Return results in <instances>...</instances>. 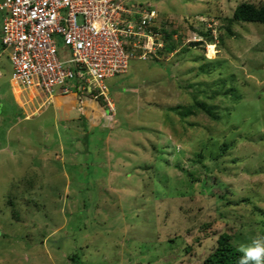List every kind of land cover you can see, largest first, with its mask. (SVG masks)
<instances>
[{"label": "rangeland", "instance_id": "obj_1", "mask_svg": "<svg viewBox=\"0 0 264 264\" xmlns=\"http://www.w3.org/2000/svg\"><path fill=\"white\" fill-rule=\"evenodd\" d=\"M135 1L177 51L107 79L115 124L74 93L27 102L0 49V264H205L221 233L264 238V23L233 19L263 0Z\"/></svg>", "mask_w": 264, "mask_h": 264}, {"label": "built area", "instance_id": "obj_2", "mask_svg": "<svg viewBox=\"0 0 264 264\" xmlns=\"http://www.w3.org/2000/svg\"><path fill=\"white\" fill-rule=\"evenodd\" d=\"M0 11V45L10 49L12 86L42 93L48 102L74 93L81 112L87 111L85 98L100 102L108 125L116 113L106 80L125 74L133 59L161 57L169 41L150 2L5 0ZM61 45L69 58L59 56Z\"/></svg>", "mask_w": 264, "mask_h": 264}, {"label": "trees", "instance_id": "obj_3", "mask_svg": "<svg viewBox=\"0 0 264 264\" xmlns=\"http://www.w3.org/2000/svg\"><path fill=\"white\" fill-rule=\"evenodd\" d=\"M233 19L238 20V21L264 23V0L259 5H256L255 3H252L249 1H244V2L239 3L234 10ZM165 49H166V52H170L174 50L175 47L171 46V49H169V47ZM153 59H156V57ZM117 76L119 75H116L114 77H117ZM112 78H109V79H112ZM108 80H106L107 83H108ZM109 89L110 88L108 87V90ZM109 94L111 95V92ZM194 104L201 105L204 109L210 110L207 108L206 102L200 103L198 101H195ZM181 106L183 107L184 105H179V107ZM192 106L191 107L189 106L188 110H191ZM189 112L191 111H188L185 114H183L184 117L189 116L190 115ZM226 199L229 201L228 198ZM256 208L257 210L262 212V215H263L262 222L264 224V209L258 208V207ZM263 231H264V226H263ZM242 256H243V252L241 251V248H239L237 244L233 242V235H231L230 233L224 232V233H221L220 236L218 237L217 246L205 258L204 263L205 264H240Z\"/></svg>", "mask_w": 264, "mask_h": 264}, {"label": "crops", "instance_id": "obj_4", "mask_svg": "<svg viewBox=\"0 0 264 264\" xmlns=\"http://www.w3.org/2000/svg\"><path fill=\"white\" fill-rule=\"evenodd\" d=\"M0 49H2L1 45H0ZM27 94L29 95L27 102H29L31 104H33L34 101L38 98H43V97L47 98L44 94L36 92L34 90L33 91H27ZM30 94H32V95H30ZM16 99L18 100L19 104H20V102L22 103V101L20 100L19 97L16 96ZM73 99H74L73 96H70V94L67 96L57 95L54 97L52 102L55 105V107L58 109L61 108L63 102H66V103H68L70 110L75 111L77 108L76 107L77 104H76V101L74 102ZM99 104H100V102L99 103L97 102V104L95 102L92 104H87L86 107H87V110H91L97 117L102 118V112H103L102 107L103 106H102V104H100V105ZM88 105H90V108L88 107ZM37 112H38V108H35L33 113L37 114ZM26 116H29V114Z\"/></svg>", "mask_w": 264, "mask_h": 264}, {"label": "clouds", "instance_id": "obj_5", "mask_svg": "<svg viewBox=\"0 0 264 264\" xmlns=\"http://www.w3.org/2000/svg\"><path fill=\"white\" fill-rule=\"evenodd\" d=\"M176 51L177 49L172 50L170 53L174 54ZM162 55H165V51L161 56ZM160 58L161 57L156 59ZM241 251L243 252V256L240 264H264V238L257 237L253 240L251 245L246 247L242 246Z\"/></svg>", "mask_w": 264, "mask_h": 264}]
</instances>
